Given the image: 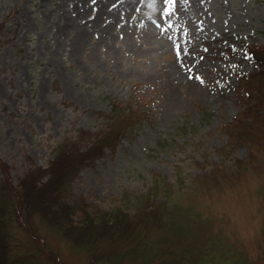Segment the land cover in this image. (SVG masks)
<instances>
[{"label":"rangeland","instance_id":"rangeland-1","mask_svg":"<svg viewBox=\"0 0 264 264\" xmlns=\"http://www.w3.org/2000/svg\"><path fill=\"white\" fill-rule=\"evenodd\" d=\"M250 45L264 49V0H0V159L10 179L47 166L65 139L101 140L77 194L107 208L157 176L194 188L221 239L264 264V74L250 80L258 97L240 101L233 89L239 70L260 67L243 55ZM124 103L138 114L131 121ZM38 224L65 264H90Z\"/></svg>","mask_w":264,"mask_h":264},{"label":"trees","instance_id":"trees-1","mask_svg":"<svg viewBox=\"0 0 264 264\" xmlns=\"http://www.w3.org/2000/svg\"><path fill=\"white\" fill-rule=\"evenodd\" d=\"M243 55L260 67L253 74L239 70L233 89L240 101L259 96V84L250 91V80L264 74L262 47L250 45ZM122 110V121L138 115L128 103ZM101 152V140L89 144L65 139L47 166L32 162L16 186L9 165L0 159V264H65L40 232L38 220L85 253L90 264H261L247 249L221 239L191 199L194 188L183 189L157 176L140 192L125 190L107 208L77 194L75 178ZM262 230L260 252L264 226Z\"/></svg>","mask_w":264,"mask_h":264}]
</instances>
